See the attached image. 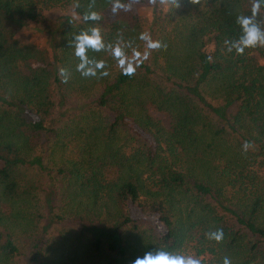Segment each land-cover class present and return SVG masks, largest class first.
<instances>
[{"label":"trees","instance_id":"obj_1","mask_svg":"<svg viewBox=\"0 0 264 264\" xmlns=\"http://www.w3.org/2000/svg\"><path fill=\"white\" fill-rule=\"evenodd\" d=\"M112 3L0 0V264H132L157 251L264 264V45L236 55L225 43L241 35L238 16L264 29V2L121 0L115 14ZM53 8L77 17H45ZM89 11L101 19L83 21ZM92 26L129 56L145 50L141 34L166 48L131 76L88 50L109 74L85 78L72 41ZM65 139L78 150L55 160ZM216 228L219 243L205 236Z\"/></svg>","mask_w":264,"mask_h":264},{"label":"clouds","instance_id":"obj_2","mask_svg":"<svg viewBox=\"0 0 264 264\" xmlns=\"http://www.w3.org/2000/svg\"><path fill=\"white\" fill-rule=\"evenodd\" d=\"M261 2H264V0H257V3L253 5V12L260 7ZM169 5L174 9L177 8L178 0H169ZM128 8L129 5L121 3V0H113L111 11L115 14L119 9L127 11ZM81 18L85 22L101 19L100 15L95 11L85 12ZM237 22L241 28V35L236 41H225L226 44H231L226 49L229 53L234 51L236 55H242L247 48L264 45V29H261L252 17L238 16ZM139 39L144 41L145 50L143 52L133 50L131 56H129L125 51V48L130 47L127 42L118 40L115 44H105L99 27H88L75 35L72 41L73 55L78 58L75 70L85 78L97 77L98 75L107 76L109 73L105 67V61L102 59L97 60L87 55L88 50L99 52L103 49L116 60L121 74L131 76L140 64L148 59L151 52L162 51L166 48L165 44H162L159 40H152L147 34H141ZM58 75L61 77L62 83H67L70 78V71L65 67H59ZM249 146L250 144L247 141L242 145L244 150H247ZM205 236L209 241L219 243L224 238V232L223 229L216 228L206 232ZM132 264H202V262L193 255L157 251L155 253L146 252L143 257H136ZM221 264H232V261L228 256H224Z\"/></svg>","mask_w":264,"mask_h":264},{"label":"rangeland","instance_id":"obj_3","mask_svg":"<svg viewBox=\"0 0 264 264\" xmlns=\"http://www.w3.org/2000/svg\"><path fill=\"white\" fill-rule=\"evenodd\" d=\"M74 13H75L74 10L71 8H67V9L53 8L51 10L46 11L44 15H45V17H47L49 19H57L63 15H69L73 18H76L77 15H76V13L74 15ZM77 146H78V143H76V141H72L71 139L61 140V142L58 143V145L55 147V149H53L54 150L53 154H54L55 160H58L62 156H69L70 153H74L75 151L78 150ZM73 243H74V241L71 240L70 242H68L67 247H70ZM54 244H56V243H54ZM78 245H79V243L77 244V246ZM77 254H78V257H81L83 260H84V258L89 259L92 257V254H90L84 248V244L79 245ZM73 257L76 258L74 254H71V258H73Z\"/></svg>","mask_w":264,"mask_h":264}]
</instances>
